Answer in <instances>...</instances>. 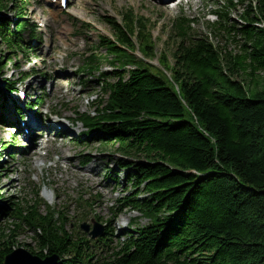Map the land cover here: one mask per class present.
I'll return each mask as SVG.
<instances>
[{
  "label": "trees",
  "instance_id": "16d2710c",
  "mask_svg": "<svg viewBox=\"0 0 264 264\" xmlns=\"http://www.w3.org/2000/svg\"><path fill=\"white\" fill-rule=\"evenodd\" d=\"M31 3L0 0V75L10 91L17 83L7 66L32 50L27 37L38 36ZM126 13L104 17L113 30L100 36L105 54L83 67L99 73V90L94 112L79 116L87 132L77 141L87 145L89 136L124 156L111 159L109 171L120 166L133 195L119 200L115 215L136 210L149 222L112 245L108 226L91 241L70 229L65 211H42L38 193L27 203L11 197L0 203V222L12 225L0 236V264L18 246L56 255L59 264H264V0L218 4L206 33L178 18L167 42L173 61L165 51L158 65L150 25ZM102 59L114 70L100 71ZM45 96L31 108H42ZM0 122L12 124L3 114ZM25 229L35 248L17 242Z\"/></svg>",
  "mask_w": 264,
  "mask_h": 264
},
{
  "label": "rangeland",
  "instance_id": "374dc122",
  "mask_svg": "<svg viewBox=\"0 0 264 264\" xmlns=\"http://www.w3.org/2000/svg\"><path fill=\"white\" fill-rule=\"evenodd\" d=\"M224 1L184 0L175 6L156 0H69L66 7H58L51 0H32L28 16L39 24L40 38L27 37L31 39L32 50L20 56L12 53L15 59L6 68V77L22 87L27 98L22 100L16 93V102L12 99V104L3 106L0 115L18 121L19 115H10L16 103L24 108L25 121L32 117L42 128L30 134L29 130L26 132L23 127H18L15 133L0 123V153L4 154L0 158V203H7L11 197L21 203L31 202L38 193L42 211L46 212L47 207L65 211L70 229L75 234L83 232L81 223L92 224V219L97 217L113 235L110 237L112 245L118 244V238L125 231L147 224L148 219L136 210L126 209L115 215L119 200L133 195L125 182L124 170L115 165L114 172L109 171L108 162L120 158L121 154L106 151L92 141L80 145L74 139L83 129L80 123L71 125L76 117L74 113L94 112L96 96L92 94L99 90L96 87L98 73L81 72L82 67L89 56L105 54L99 48V39L101 35L111 36L113 30L104 17L118 20L130 10L142 16L150 25L156 41L157 55L152 62L158 65V57L165 51L173 61L172 43L168 45L167 42L173 34L175 20L180 17L194 19V28L206 33L207 22L217 19L215 10ZM238 13L239 9L232 14L237 21L240 20ZM7 15L12 17L13 13L9 11ZM2 50L7 49L2 46ZM100 71L111 72L113 67L102 59ZM86 80L89 82L84 84ZM4 93L7 96V91ZM40 96H45L43 109L33 107L27 110L24 107L25 102ZM51 112H60V121L68 125L64 128L68 133L63 135L64 138L54 134L58 128L52 126L50 119H45ZM50 130H53L52 134L48 133ZM42 133L45 134L43 139L34 140ZM44 140L46 146L39 148ZM10 145L14 155L4 151L5 146ZM133 218H137L134 225L131 223ZM10 224L0 222V236L4 231L9 232L7 226L12 228ZM34 236L30 229H25L16 240L35 248Z\"/></svg>",
  "mask_w": 264,
  "mask_h": 264
},
{
  "label": "water",
  "instance_id": "95a60500",
  "mask_svg": "<svg viewBox=\"0 0 264 264\" xmlns=\"http://www.w3.org/2000/svg\"><path fill=\"white\" fill-rule=\"evenodd\" d=\"M81 228L91 234L92 238H97L104 231V226L98 223L94 224L92 231H90V224L88 223H83ZM57 261V256H49L43 259L32 254L26 248L19 247L5 256L4 264H57Z\"/></svg>",
  "mask_w": 264,
  "mask_h": 264
},
{
  "label": "bare ground",
  "instance_id": "6f19581e",
  "mask_svg": "<svg viewBox=\"0 0 264 264\" xmlns=\"http://www.w3.org/2000/svg\"><path fill=\"white\" fill-rule=\"evenodd\" d=\"M4 79V78H3ZM13 102L11 101L10 103H9V101H8V104H12ZM14 105H15V103H14ZM35 120L36 119H33V118H31V117H29V119L26 121V123H27V125H28V127H27V129H29V130H33V129H35V128H37V129H41L42 127H41V125H40V123L39 122H35ZM30 124V125H29ZM65 125V127H66V124H64ZM68 134V133H67ZM46 194L48 195V197H50L51 198V194L49 193V192H46Z\"/></svg>",
  "mask_w": 264,
  "mask_h": 264
}]
</instances>
